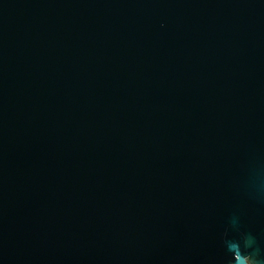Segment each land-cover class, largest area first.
<instances>
[{"label": "water", "instance_id": "95a60500", "mask_svg": "<svg viewBox=\"0 0 264 264\" xmlns=\"http://www.w3.org/2000/svg\"><path fill=\"white\" fill-rule=\"evenodd\" d=\"M0 264H264V0H0Z\"/></svg>", "mask_w": 264, "mask_h": 264}]
</instances>
